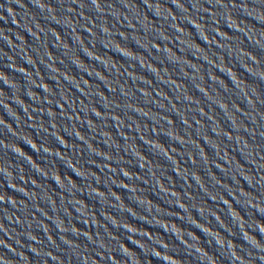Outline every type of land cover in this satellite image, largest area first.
Masks as SVG:
<instances>
[{
  "label": "water",
  "instance_id": "1",
  "mask_svg": "<svg viewBox=\"0 0 264 264\" xmlns=\"http://www.w3.org/2000/svg\"><path fill=\"white\" fill-rule=\"evenodd\" d=\"M0 264H264V0H0Z\"/></svg>",
  "mask_w": 264,
  "mask_h": 264
}]
</instances>
